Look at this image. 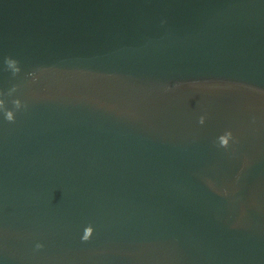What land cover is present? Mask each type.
<instances>
[{
	"label": "water",
	"instance_id": "95a60500",
	"mask_svg": "<svg viewBox=\"0 0 264 264\" xmlns=\"http://www.w3.org/2000/svg\"><path fill=\"white\" fill-rule=\"evenodd\" d=\"M0 264H264V0H0Z\"/></svg>",
	"mask_w": 264,
	"mask_h": 264
},
{
	"label": "clouds",
	"instance_id": "9594fccd",
	"mask_svg": "<svg viewBox=\"0 0 264 264\" xmlns=\"http://www.w3.org/2000/svg\"><path fill=\"white\" fill-rule=\"evenodd\" d=\"M17 107H19V103L17 102ZM6 113H8L7 115H6V118H7V120L8 121H13V119L14 118H12V116H11V112H6ZM201 123H203L204 121H203V118L201 119V121H200ZM225 136H227L228 138H231V133H227V134H225ZM219 143H220V145L222 146V147H227L228 146V142H227V140H225V138H224V136H221L220 138H219ZM225 147V148H226ZM91 235H92V229H89L88 230V235H86V236H84L83 237V239L85 240V241H87L90 237H91Z\"/></svg>",
	"mask_w": 264,
	"mask_h": 264
}]
</instances>
